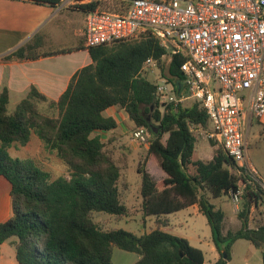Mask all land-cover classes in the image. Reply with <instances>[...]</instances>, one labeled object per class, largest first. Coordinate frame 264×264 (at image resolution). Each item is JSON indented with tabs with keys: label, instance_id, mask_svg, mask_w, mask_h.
Masks as SVG:
<instances>
[{
	"label": "trees",
	"instance_id": "1",
	"mask_svg": "<svg viewBox=\"0 0 264 264\" xmlns=\"http://www.w3.org/2000/svg\"><path fill=\"white\" fill-rule=\"evenodd\" d=\"M24 1L49 7L64 2ZM105 3L91 1L80 5L79 10L87 14ZM80 48L49 47L36 35L11 56L37 60ZM88 51L92 64L73 76L58 100L32 87L10 113L8 88L0 93V176L12 185L13 206L12 218L0 224V245L11 241L19 264H113L114 247L138 254L134 264H205L201 249L162 230L168 226L166 216L197 205L208 220L220 253L214 264H228L238 240H247L261 250L264 264V222L250 226L253 207L259 208L264 201L262 189L247 185L245 175L239 173L223 147L209 161L193 160L199 142L194 129H211L205 109L193 101L188 106L162 109L157 86L142 75L148 60L157 61L180 97L186 92L180 67L187 58L177 54L163 66L166 49L151 35ZM40 103H48L58 116L43 114ZM113 107L124 109L137 127L148 129L152 135L149 154L166 175L162 182H156L145 167L138 169L143 217L157 219V228L141 236L123 229L104 231L92 218L93 212L122 218L131 215L119 187L122 168L107 155L103 142L104 134L118 128L117 120L104 114ZM35 137L45 151L63 162L68 175L54 179L35 159L12 156L10 150L15 144L26 146ZM190 166L195 168L194 174L188 172ZM241 183L246 185L238 213L241 228L224 234L225 212L212 200L227 198L230 192L241 189Z\"/></svg>",
	"mask_w": 264,
	"mask_h": 264
},
{
	"label": "built area",
	"instance_id": "2",
	"mask_svg": "<svg viewBox=\"0 0 264 264\" xmlns=\"http://www.w3.org/2000/svg\"><path fill=\"white\" fill-rule=\"evenodd\" d=\"M117 8H98L85 15L83 38L87 49L119 41H137L151 35L174 55L187 58L180 67L185 94L154 67L157 96L166 109L186 101L205 109L208 136L221 143L248 184L260 179L248 156L245 128L264 123V0H103ZM264 126V124H263ZM149 131L138 127L133 138L146 141ZM243 191L230 192L238 207ZM248 264V263H245Z\"/></svg>",
	"mask_w": 264,
	"mask_h": 264
},
{
	"label": "rangeland",
	"instance_id": "3",
	"mask_svg": "<svg viewBox=\"0 0 264 264\" xmlns=\"http://www.w3.org/2000/svg\"><path fill=\"white\" fill-rule=\"evenodd\" d=\"M91 1L103 0H89L88 2ZM80 5L81 4L77 3L76 0H73V3L70 6L71 13L68 14L72 15V17L76 20H74V24L77 22V18H84L83 14L74 13L75 10L79 9ZM102 8H117V6L113 3H105ZM74 34L75 31H73V35ZM81 37L82 36L71 37L67 33V42H73L72 45H74L76 41H81ZM168 63V58L163 59V66H167ZM158 68L160 69L161 73H163L162 67L158 65ZM142 75L152 83H155L158 71L156 68L148 66L146 69H144V71H142ZM191 104V101H186L183 103L185 106ZM38 107L45 115L51 117L58 116V112L55 109H50L48 103H40ZM12 111L13 107H10V112ZM120 111H122V109L118 108L117 112L119 113ZM122 112L125 119L121 120V124L117 129L103 135V142L105 143V151L107 155L114 159L115 162L122 168V177L119 187L122 201L130 210L131 215L122 218L103 212H93L92 218L99 228L104 231L123 229L141 236L151 232L156 228L157 225L155 218L148 219L143 217L141 196L142 176L139 174L138 169L139 167H145L153 175L156 182H162L166 178V175L165 172L160 168L158 162L154 160V158H152L149 154L150 143L152 140L151 133L149 132V136L146 141H136L133 138V132L138 127L133 121L130 120L126 111ZM194 132L196 133L199 142L197 144L193 160H211L215 155V151L222 148L221 143L211 139L208 136L209 129L197 127L194 129ZM245 135L248 140L249 159L258 172L260 179L264 181V126L254 122L251 126L245 128ZM211 142L215 143V146H212ZM10 151L13 157L35 159L41 167L51 172L54 179L63 175H68L67 167L63 164V162L57 158L55 154L45 151L43 144H41L40 139L37 137L31 140L26 146L15 144ZM188 172L194 174L195 168L190 166ZM245 187L246 185L241 183V190L243 193L245 191ZM212 203L216 204L217 206H221L227 214H229L231 211L232 206L234 207V213L232 214L236 219V225H232L230 229L229 227L231 225L229 227L226 226L223 231L227 232V230H229L235 232L241 228V222L239 224L236 216H238L239 211L243 207V199H241L238 207L234 205V202L230 196L227 198L225 197L222 200L213 199ZM192 213L193 212L190 210L189 212H182V214L177 213L179 215L177 217L172 215L173 227H176V225L181 227V234H186L194 239V247L199 249L202 248L206 255H210L206 245L200 243L201 239L202 241H209V238L206 240V236L211 229L208 224V220L205 216L195 217L192 215ZM250 221V226L252 228H255L259 223L264 222V201L261 202L259 208L253 207ZM240 243L241 244H238L235 247L236 257L233 264H263L261 250L256 249L247 240ZM138 260L139 255L136 253L127 252L118 247L113 248V264H134Z\"/></svg>",
	"mask_w": 264,
	"mask_h": 264
},
{
	"label": "crops",
	"instance_id": "4",
	"mask_svg": "<svg viewBox=\"0 0 264 264\" xmlns=\"http://www.w3.org/2000/svg\"><path fill=\"white\" fill-rule=\"evenodd\" d=\"M88 1L76 0L81 5ZM72 3L73 0H64L58 7H49L24 0H0V93L4 87L8 88L10 94L9 111L10 107H13V111L10 113H13L17 105L28 96L32 87H36L49 99L58 100L67 90L73 76L82 68L92 64L90 53L85 46V40L83 41L86 14L79 9L75 10V14H83L84 18H77V22L74 24L75 19L68 14L71 13L70 6ZM78 21H81V24ZM73 31H75L74 35ZM67 33L71 37L82 36V39L72 45L73 42H67ZM36 35L42 36L49 47L60 49L81 48L71 53L42 57L37 60H19L11 56ZM117 110L118 107H113L104 114L107 117H114L119 127L121 120L125 119L122 112L125 110L122 109L119 113ZM11 190V183L5 177L0 176V224L7 222L13 216ZM217 207L223 210L221 206ZM190 210L195 217L203 216L197 205L178 212V214L189 212ZM232 213H234L233 206L229 214L225 212L223 230L226 226L229 227L231 225L230 229L232 225H236V219ZM178 214L172 215L177 217L179 216ZM172 215L166 216L168 226L163 227L162 230L186 238L191 245L195 246L194 239L191 236L181 234V227H178V225L173 227ZM236 218L238 219V216ZM155 220L157 219L155 218ZM238 222L240 224L239 219ZM228 231H223V233L227 234ZM207 238H209L208 242L201 239L200 243L206 245L210 255H206L202 248L201 250L205 254V264H214L220 259V253L213 241L211 229L206 236V240ZM242 241L245 240H238L232 247L231 260L228 264H233L236 257L235 247L241 244L240 242ZM0 264H19L16 248L11 241L0 245Z\"/></svg>",
	"mask_w": 264,
	"mask_h": 264
},
{
	"label": "water",
	"instance_id": "5",
	"mask_svg": "<svg viewBox=\"0 0 264 264\" xmlns=\"http://www.w3.org/2000/svg\"><path fill=\"white\" fill-rule=\"evenodd\" d=\"M225 257H226V254L224 253Z\"/></svg>",
	"mask_w": 264,
	"mask_h": 264
}]
</instances>
